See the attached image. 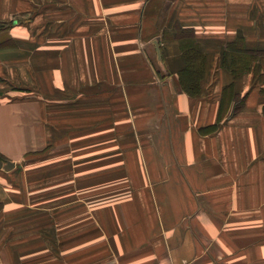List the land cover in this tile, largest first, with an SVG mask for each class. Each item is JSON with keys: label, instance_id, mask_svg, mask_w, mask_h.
<instances>
[{"label": "crops", "instance_id": "1", "mask_svg": "<svg viewBox=\"0 0 264 264\" xmlns=\"http://www.w3.org/2000/svg\"><path fill=\"white\" fill-rule=\"evenodd\" d=\"M19 14L0 264H264V0H0Z\"/></svg>", "mask_w": 264, "mask_h": 264}, {"label": "rangeland", "instance_id": "2", "mask_svg": "<svg viewBox=\"0 0 264 264\" xmlns=\"http://www.w3.org/2000/svg\"><path fill=\"white\" fill-rule=\"evenodd\" d=\"M29 17L30 16H28L26 14H19V15L12 16L11 18H14L17 22L24 23V22H26V21L29 20ZM12 23L13 22H11V19L9 21H0V37H1V33H2V29L1 28L4 27L5 25H11ZM192 51L195 53L196 50L193 49ZM33 156H34V153L33 152H27V153H25L22 156V158H21V165L24 166V167L26 165H28V166H30L32 168L33 167V165H32ZM26 163H30V165L29 164H26ZM19 169H20V167H19ZM30 171L32 172V169ZM18 172H19V170H15L14 175L11 178H14L17 174H19ZM39 202L40 201H37V204ZM27 211H29V210H27Z\"/></svg>", "mask_w": 264, "mask_h": 264}, {"label": "trees", "instance_id": "3", "mask_svg": "<svg viewBox=\"0 0 264 264\" xmlns=\"http://www.w3.org/2000/svg\"><path fill=\"white\" fill-rule=\"evenodd\" d=\"M14 18L11 20V22H14ZM190 52L189 53H186V56H187V58L190 60V58L192 59V57H193V59L195 58V60H196V63L199 61H203V57H202V54H201V52H199V50L197 49H195L196 51H195V53L192 51L193 49H191L190 48ZM194 63L193 62H191V66L193 65ZM190 66V64L188 65V67ZM184 88L185 89H187V90H189V87L188 86H186V85H184ZM191 89V88H190ZM5 157L0 153V161H5Z\"/></svg>", "mask_w": 264, "mask_h": 264}, {"label": "water", "instance_id": "4", "mask_svg": "<svg viewBox=\"0 0 264 264\" xmlns=\"http://www.w3.org/2000/svg\"><path fill=\"white\" fill-rule=\"evenodd\" d=\"M14 167V162L11 160H5V161H0V168H3L5 170H10Z\"/></svg>", "mask_w": 264, "mask_h": 264}]
</instances>
